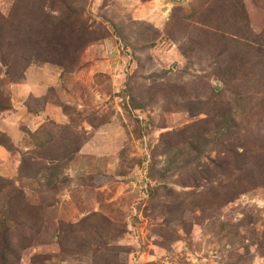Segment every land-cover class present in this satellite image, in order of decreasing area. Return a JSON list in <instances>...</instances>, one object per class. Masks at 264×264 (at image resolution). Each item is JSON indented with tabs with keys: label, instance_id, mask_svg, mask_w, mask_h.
Listing matches in <instances>:
<instances>
[{
	"label": "rangeland",
	"instance_id": "1",
	"mask_svg": "<svg viewBox=\"0 0 264 264\" xmlns=\"http://www.w3.org/2000/svg\"><path fill=\"white\" fill-rule=\"evenodd\" d=\"M167 2L0 0V191L22 189L0 264H264V0ZM173 7L194 17L153 47Z\"/></svg>",
	"mask_w": 264,
	"mask_h": 264
},
{
	"label": "trees",
	"instance_id": "2",
	"mask_svg": "<svg viewBox=\"0 0 264 264\" xmlns=\"http://www.w3.org/2000/svg\"><path fill=\"white\" fill-rule=\"evenodd\" d=\"M147 1L148 0H143V2H147ZM194 14L190 15L188 13V11H185L184 9H181V8L179 9V8L173 7L171 14H170L169 22L165 27L163 36L158 32H154L153 33V39L151 40V45L153 47H156L159 41H163L164 43H168L170 41V39L172 40L174 31L182 25L185 26V23H187L189 19L194 17ZM67 16L71 17V13L68 12ZM80 28H82V27H80ZM148 28H150V27H148ZM186 29H190V26L188 25L187 27H185V30ZM75 31L82 32L83 36L85 38L87 37V35L84 33V31H82V29H77ZM203 35H205L209 40H212V42H214L215 45H216L217 41H219L217 37H213L211 39V34H203ZM113 36L117 40H123L121 30H119L116 26H114ZM161 36H162V38H161ZM76 40L78 41V39H76ZM239 42H240V39L236 38V39H234V41L230 40L228 42H222L220 44L219 47L226 51L225 53L223 52L220 55L221 61H223V62L225 60H228V61L236 60L237 61L236 57H238V55L240 54V49H237L236 45ZM228 43L230 44V47H224V45L227 46ZM125 46H126V49L129 50V54L130 55L132 54V56H134V53H133L135 51L134 47H132L130 45L129 46L125 45ZM143 47H144V45L140 46L138 48L142 49ZM186 52L189 53L192 51L187 50ZM180 53H181L180 55H182L183 57L187 56V53H184L181 50H180ZM136 61L137 60L134 57V62H136ZM237 65H239L238 68H236L230 72L226 68L224 70L225 74L228 76H231L233 74L239 73L240 64L238 63ZM135 71L136 70H134L132 74H134ZM127 94L129 96L128 98H130V102H131V105H132L134 111H141L142 112L143 107L140 105L142 103H140V102L138 103V101L135 100L134 95L130 91H128ZM8 103H9V100H8V96H7L6 102H5V107L3 104H2V106L0 105L1 106L0 109H2L1 111H7L6 109H7ZM212 105H213L212 101L211 102L208 101L207 105L205 107H212ZM189 115L191 117H193V119H195V121H196L198 119H202L201 116H206V113H204V112H202L200 114L199 113H191ZM240 117H242V116H240ZM225 122L227 124L226 130L231 131V129L228 127V123L235 122L234 119H232L230 122H227L225 120ZM142 130H146V128H144L141 125V123L138 120H136V122H134V126H133V133H134L136 138L141 137ZM206 146L207 145H205L204 139H201V138H195L189 144H187L188 151L192 150V153L194 152V156L191 157V159L188 162L189 164L187 165V166H189V168L193 167L195 164H197V162L200 160L201 156L204 154ZM153 156H154V154H153ZM155 166H156V163L154 161V157H152L150 162H149L148 170H147V178L148 179L153 180V179H155V173L159 174L160 171H156ZM169 167L170 166H167V168L162 170L163 173L160 175L161 177L165 176ZM46 172H47V177L45 178L44 185L47 188V190H51V188H53L54 191H57L58 190L57 183L61 184V185L70 183V180L66 179V178H64L63 182H58L55 179H53L57 175V170L55 168H53L52 166H48L46 168ZM1 181H2V179H0V182ZM7 188H9V189L6 190L5 192L0 191V248L5 249V252L9 251L7 248V244H6L7 232L12 227H16L14 224L12 226L11 220H10L11 215H12L11 214L12 213V203H13L14 199H16V197H20V195L22 193L21 187L19 185H16V183L12 184V183L8 182V184L6 186H3L2 190H5Z\"/></svg>",
	"mask_w": 264,
	"mask_h": 264
},
{
	"label": "crops",
	"instance_id": "3",
	"mask_svg": "<svg viewBox=\"0 0 264 264\" xmlns=\"http://www.w3.org/2000/svg\"><path fill=\"white\" fill-rule=\"evenodd\" d=\"M123 4L126 0H119ZM120 4V2H118ZM142 5L145 6L148 11H145V18L150 17L153 19L157 18L158 12L162 10L164 6H170V4L167 2V0H148L147 2H144ZM152 21V20H151Z\"/></svg>",
	"mask_w": 264,
	"mask_h": 264
},
{
	"label": "built area",
	"instance_id": "4",
	"mask_svg": "<svg viewBox=\"0 0 264 264\" xmlns=\"http://www.w3.org/2000/svg\"><path fill=\"white\" fill-rule=\"evenodd\" d=\"M175 3H180L182 0H173Z\"/></svg>",
	"mask_w": 264,
	"mask_h": 264
}]
</instances>
